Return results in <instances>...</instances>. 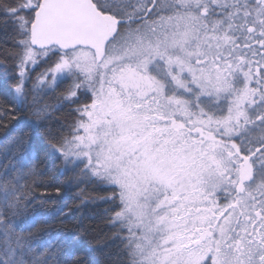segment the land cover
Here are the masks:
<instances>
[{"label": "snow or ice", "instance_id": "6c2138e0", "mask_svg": "<svg viewBox=\"0 0 264 264\" xmlns=\"http://www.w3.org/2000/svg\"><path fill=\"white\" fill-rule=\"evenodd\" d=\"M0 264H264V0H0Z\"/></svg>", "mask_w": 264, "mask_h": 264}]
</instances>
